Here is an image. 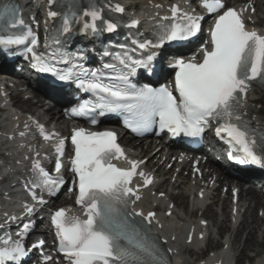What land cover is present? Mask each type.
<instances>
[{"label":"snow or ice","instance_id":"6c2138e0","mask_svg":"<svg viewBox=\"0 0 264 264\" xmlns=\"http://www.w3.org/2000/svg\"><path fill=\"white\" fill-rule=\"evenodd\" d=\"M47 3L49 17L61 20L56 34L47 38L56 45L60 44L59 37L70 34L76 25L82 34L91 36L116 32L120 26L118 21L103 15L96 0H88L87 7L82 10L79 0H47ZM52 5L67 11L53 10ZM201 6L209 14L225 9L222 0H201ZM245 10L238 12L227 8L216 17L211 30V49L203 50L202 61H197L195 56L187 61L176 60L174 90L178 96L167 87L136 88L129 79L141 69L154 74L152 65L156 53L148 52L149 49L162 48L173 41H186L200 30L202 17L181 12L175 5L171 8V18H163L168 23L159 27L155 39L139 40L132 34L129 39L133 47L121 45L119 53L104 51L103 55L115 57L116 63L103 65V69L111 70L112 74L86 70L81 63L87 59L86 52L59 57L53 52L37 53L38 38L31 29L21 35H0V47L24 45L25 53L31 54L34 68L51 72L61 81L75 77L78 87L92 94L95 100L81 104L73 110V115L89 118L93 125L97 119L92 113L98 116L127 113L125 126L137 134L158 123L161 131L166 130L174 137H199L215 122L217 136L226 137L231 148L241 154L240 163L264 167V133L251 127L243 110L250 82L264 81V35L248 30L243 19ZM114 11L123 13L124 9L116 5ZM18 25H23V21L18 18L15 5L6 4L0 8V32ZM138 25L139 21L134 19L125 26L135 29ZM46 47H49L47 41ZM144 52L148 55H143ZM50 61L71 63V69L58 72ZM40 131L45 140L52 139L42 128ZM71 143L75 146L71 171L78 181L76 203L84 209L86 219L70 216L65 209L52 216L58 252L67 264H170L147 227L155 213L144 215L133 210V205L141 198L139 187H132L133 178L142 177L145 187L152 183L150 177L138 171L141 162L128 160V168L112 163L114 159L127 160L112 132H87L80 128L73 132ZM63 150L64 141L61 140L55 147L58 157L63 155ZM60 167L58 159L57 172ZM33 171L35 178L28 191L34 201L43 204L45 201L37 197L36 189L54 195L64 181L51 177L38 160L33 163ZM25 207L30 215L33 209ZM15 219L9 218L10 221ZM30 228V224H24L18 235L23 237ZM42 244L41 241L39 246ZM26 255L22 244L12 242L10 237L0 245V264H22ZM50 259V256L45 257V264Z\"/></svg>","mask_w":264,"mask_h":264},{"label":"bare ground","instance_id":"6f19581e","mask_svg":"<svg viewBox=\"0 0 264 264\" xmlns=\"http://www.w3.org/2000/svg\"><path fill=\"white\" fill-rule=\"evenodd\" d=\"M20 1V0H19ZM25 0H22L24 2ZM117 2H120L125 5L126 9L128 11H131L135 9V2L133 0H115ZM243 3L242 9L248 8L247 13L249 14L250 8H254L257 10V13L264 10V0H241ZM145 10L149 9V5L145 4L143 5ZM257 16V14H256ZM249 19L253 22L255 21L253 16H249ZM264 28V27H263ZM146 29V28H145ZM261 35H264V32L262 29L259 32ZM260 97V101L263 102V106L261 108L257 107L255 104V101H252V99ZM23 105H26L25 103H21ZM28 108L31 110H34V113L37 115H40L43 119L55 116L57 113L60 114V108L55 107L49 111V113H46L44 110V101L39 100L37 104H33L32 100L28 101L27 104ZM246 113L250 116L251 120L264 131V116L262 117V112H264V91L262 89H255L253 94L248 95V100L244 104ZM259 109V110H258ZM11 111L7 110L2 114V117L0 115V127L3 130H7L9 128L8 124V118ZM62 128L60 127V130ZM159 146L151 147V145L148 146V149H142L140 154L135 155V157H139L140 155L143 156V158L148 157V163L147 166L151 163L153 159H155L157 156H159V161H164L165 163H170V160L173 156H175L174 153L166 154L165 150H161L159 152H156L157 148ZM2 153H10L15 154L14 150H9L4 144L0 143V154ZM154 153L153 156L151 154ZM15 162H23L24 160V153L14 155ZM1 161V159H0ZM158 169L156 172L158 173L159 177L165 176L169 174V172L164 171V169L157 165ZM174 167V166H172ZM154 168V166L151 167V170ZM12 171L8 169L7 172H5V176H7V184L4 186V188L9 189L10 185L13 184L14 179L18 176L17 174H14L13 171L15 170L14 167H11ZM218 174V172L216 173ZM211 181L215 180V184L222 185L223 182L227 183V186L231 187L232 181L228 179L222 180L221 176H217L216 178L212 175ZM172 176L169 179V183L171 184ZM208 184L210 182L206 180ZM172 186V193H167L170 199L175 201L176 210L173 212V218L166 221L161 215L158 217L156 229L161 233L162 237L167 241L169 250L172 252L173 256L175 255L177 258L175 259V264H185L183 258L181 256H186L187 254H194L197 250L201 248V245L203 243L197 242L193 246H187L185 244V241H183L182 237L184 234L189 232L190 230H196L197 228H200L199 222H196L197 225L191 223L188 221L187 217H185V214L181 212L180 206L182 203L186 202V199L189 200L188 202V208H190L189 205L192 203L193 211L192 214L195 213L197 210H201L205 207V205H208V202L210 201V193L212 190L207 189L206 191H196L195 192V186L193 184V181L187 179L178 178L174 183L171 184ZM163 188L162 185H158L156 191L161 190ZM179 190V194L175 196L174 191L176 192ZM10 192V190H8ZM9 195V194H8ZM7 195V196H8ZM203 195L204 199L200 200L199 196ZM194 196V199L191 200V198ZM232 197V195H231ZM15 199L17 198L14 197ZM177 201H181L180 204L177 203ZM240 201L242 203L240 208H237L232 205V198H224L220 201L222 205V210L220 211L221 214H216L214 209L211 206H207L205 210V217L210 218L211 223L208 224L209 228L211 227L213 230V233H215L214 229L217 228L218 234L222 235L225 232H229L225 234L223 241H222V247L220 248L219 252L217 253V258H219L223 263L225 264H240L243 260H249L252 262V259L259 256V249L264 250V215L262 217L259 216V211L262 209L264 213V204L261 202V197L258 195L255 190H242L240 195ZM143 202V201H142ZM140 203L139 206H142L143 203ZM157 201L151 202L150 205L156 204ZM160 205L162 204V201H159ZM147 205V204H146ZM1 206V204H0ZM230 209V212H227V210ZM166 211V210H165ZM189 212V211H188ZM243 213V215L241 214ZM247 213V215H246ZM220 216L221 220H218L217 217ZM207 221V220H205ZM193 227V228H192ZM263 229V232H261ZM259 230H261L259 232ZM232 234H230V232ZM237 231V232H235ZM234 232L236 234H234ZM241 233L244 234L245 239L242 241V243L239 245V247L236 248L237 238ZM259 233L262 235V239L258 240ZM234 234V236H233ZM208 245H211V241L209 240ZM249 250H257L254 255L255 257L247 258V252ZM180 256H178V253ZM177 253V255H176ZM208 257V256H207ZM203 261L201 264H207V260H199L198 262ZM189 264H192L188 260ZM254 264H264V253H262V257L259 258V260H255Z\"/></svg>","mask_w":264,"mask_h":264},{"label":"rangeland","instance_id":"374dc122","mask_svg":"<svg viewBox=\"0 0 264 264\" xmlns=\"http://www.w3.org/2000/svg\"><path fill=\"white\" fill-rule=\"evenodd\" d=\"M260 1H261V0H260ZM263 11H264V10H263ZM259 17L262 18V15H259ZM185 203H186V202H185ZM227 212H230V209H228ZM215 213H216V214H218V213L221 214V212H216V211H215ZM246 215H247V213H246ZM207 219H209V223H211L210 218L207 217ZM217 219H218V220H221V217L218 216ZM215 229H217V228H215ZM263 229H264V228H263ZM263 229H262V231L259 230V232H260V231L263 232ZM217 231H218V230H217ZM235 232H237V231H235ZM235 232H234V234H236ZM216 234H217V236H222L224 233H223L222 235H220V234H218V232H217ZM225 234H227V233L225 232ZM225 234H224L223 236H225ZM234 234H233V236H234ZM238 235H239V233H238ZM257 236H258V240H261V239H262V235H261V233H259V235L257 234ZM244 239H245V236H244L243 233H241V234L238 236V238H237L236 248L239 247V245L242 243V241H243ZM221 247H222V246H221ZM221 247H220V248H221ZM255 252H257V250H255ZM255 252H254L253 250H249V251L247 252V256H248L247 258H251V257H253L252 255L255 254ZM258 253H259V255H262V253H264V250L260 248L259 251H258ZM243 261H244V260H243ZM252 261H254V260L252 259Z\"/></svg>","mask_w":264,"mask_h":264}]
</instances>
